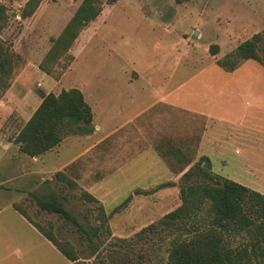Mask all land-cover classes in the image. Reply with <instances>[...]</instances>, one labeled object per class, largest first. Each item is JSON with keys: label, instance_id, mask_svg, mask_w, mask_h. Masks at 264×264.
<instances>
[{"label": "rangeland", "instance_id": "1", "mask_svg": "<svg viewBox=\"0 0 264 264\" xmlns=\"http://www.w3.org/2000/svg\"><path fill=\"white\" fill-rule=\"evenodd\" d=\"M27 1L0 0L15 15L3 39L25 60L0 100V264H69L13 204L24 207L35 222L51 224L57 238L73 244L82 261L101 264L95 257L86 259L91 248L84 234L58 215L39 210L31 193L65 196L66 207L91 226L97 224L98 205L80 199L87 191L112 213L113 235L128 239L177 208L180 191L174 186L135 195L115 213L136 190L169 181L172 173L155 149L160 139L201 137L196 161L207 155L213 171L221 174L220 147L230 160L240 158L236 149L244 152L248 138L251 156L264 171V65L248 60L227 72L216 63L261 34L264 64V0H106L102 15L74 44L69 67L64 70V62L56 69L58 79L42 72L39 64L81 0L46 1L23 20ZM212 46L219 48L216 55ZM72 88L80 89L91 106L95 132L70 133L38 158L22 154L13 143L21 126L44 96ZM235 122L254 130L243 140L246 132L236 136ZM59 171L78 188L58 182ZM173 235L169 230L149 234L128 251L136 259L142 256L145 264H167ZM96 241L105 255L109 240L103 236ZM226 244L247 249L245 264H264V240L256 244L255 234H229Z\"/></svg>", "mask_w": 264, "mask_h": 264}, {"label": "trees", "instance_id": "2", "mask_svg": "<svg viewBox=\"0 0 264 264\" xmlns=\"http://www.w3.org/2000/svg\"><path fill=\"white\" fill-rule=\"evenodd\" d=\"M46 1L57 0H28L22 8L21 19L32 18ZM105 4L106 0H81L61 34L51 39V48L39 64L42 72L55 79L59 78L56 69L64 62L63 69L69 67L74 59L70 53L74 44L82 32L102 15ZM12 16L15 15L0 2V100L11 89L18 69L25 63L24 57L3 39ZM261 41L262 35L256 34L242 42L231 57L216 63L227 72L235 71L241 62L248 60L264 65L259 55ZM218 50V46L211 47L213 55ZM93 121L94 112L80 89L63 90L58 95L50 93L43 97L32 117L21 126L13 143L22 154L38 158L59 147L70 133H94ZM200 142L201 137L180 142L163 138L157 142L156 152L176 177V181L162 183L151 190H136L115 209V213L125 208L135 195H149L174 186L179 188L181 204L157 223L141 229L129 239L113 235L109 225L112 213H107L100 201L87 191H82L80 199L98 205L97 213L94 214L97 224L91 226H85L66 207L65 196L54 192L46 195L31 193V196L39 210L58 215L84 234L91 248L87 260L95 257L101 264H145L142 256L136 259L128 249L146 239L149 234L169 230L174 235L169 243L167 264H245L247 249L228 247L226 237L232 233H253L256 244L264 240V194L216 174L207 156L196 161ZM55 179L66 187L78 188L77 182L65 171L57 172ZM11 207L69 262L89 264L82 261L73 244L57 238L51 224L45 227L35 222L19 204ZM103 236L109 240L105 255L101 252L102 245L96 241Z\"/></svg>", "mask_w": 264, "mask_h": 264}, {"label": "crops", "instance_id": "3", "mask_svg": "<svg viewBox=\"0 0 264 264\" xmlns=\"http://www.w3.org/2000/svg\"><path fill=\"white\" fill-rule=\"evenodd\" d=\"M235 124H237V125H235L236 136H239L241 134H245L244 132H246L247 135L246 134L242 135L243 140L245 139L246 136L249 135V133L251 132L250 130H254L250 126L247 127L245 125H242L241 122H235ZM242 127H245L246 129L242 128ZM238 130L241 131V132H239ZM94 132H95V129H94ZM247 139L245 140L246 143H245L244 152H240L238 149H236V154L237 155L242 154L240 158H235V157L233 158L232 157V159L230 160L228 155L224 152V150H226L225 147L224 146L220 147V149L222 150V153L220 154L221 155V157H220V161H221L220 162V165H221L220 173L221 174H219V175L224 176V177L227 176L226 178L234 180V181H236V182H238V183H240V184H242L244 186H247L248 188H250L252 190H255L257 192H260L261 194H264V188H263V186H264L263 185V183H264V177H263L264 171H263V169L257 168V166H259V165L261 166L262 164L261 163H257V162L254 161V158L251 156V147L248 144V142H247L248 140ZM200 146H201V143H200ZM202 156H207V155H202ZM202 156H200V157H202ZM229 160H230V162H229ZM212 164H213V162H212ZM229 166H231L230 169L228 168ZM162 170L165 171V169H162ZM174 178H175L174 175L171 174L170 178H169V181H167L166 183L174 182L173 181ZM67 262L69 264H72L68 260H67Z\"/></svg>", "mask_w": 264, "mask_h": 264}, {"label": "water", "instance_id": "4", "mask_svg": "<svg viewBox=\"0 0 264 264\" xmlns=\"http://www.w3.org/2000/svg\"><path fill=\"white\" fill-rule=\"evenodd\" d=\"M196 35H198V33H196Z\"/></svg>", "mask_w": 264, "mask_h": 264}]
</instances>
